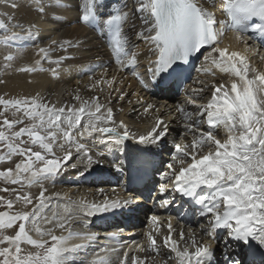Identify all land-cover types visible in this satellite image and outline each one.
<instances>
[{"label":"snow or ice","instance_id":"obj_1","mask_svg":"<svg viewBox=\"0 0 264 264\" xmlns=\"http://www.w3.org/2000/svg\"><path fill=\"white\" fill-rule=\"evenodd\" d=\"M36 2L40 13L47 7L54 11L62 7L46 4L44 0ZM137 5L135 12L140 15L142 30L136 35L152 46L156 56L147 68L153 84L179 86L180 64H187L192 54L200 53L201 49L207 50L204 59L211 67L198 71L211 73L215 68L233 77L230 86L210 85L211 96L205 104H197L189 95L186 103L195 105V111L184 106L176 109L191 139L174 145L171 159L160 173L164 182L159 184V192L162 196L168 193V197L159 204L170 205L172 194L179 193L200 206V216L207 219L203 232L208 239L180 231L176 240L169 220L168 234L162 238V244L173 254L169 259H174L176 264H213L215 234L226 230L228 238L236 244L251 246L254 242L260 264H264V71L252 67L241 52L219 46L227 32L235 33L236 39L244 43L250 29L264 35V0H221L223 19L203 7L200 0H137ZM103 6V0H82L80 21L94 29L102 26V34L110 36L115 64L121 71L127 67L133 75H138L135 46L125 32L130 13L116 8L102 16L98 9ZM11 7L18 5L12 2ZM13 19L11 14L0 13V30L11 32ZM18 39L19 34L12 32L4 36L3 43L7 45ZM66 45L70 46L69 42L60 47L67 51ZM50 51L39 49L45 60H49ZM65 59L62 56L50 61L56 65L49 69L54 76ZM5 60L11 61L13 57L8 55ZM37 70L45 69H20L29 73ZM139 79L147 89L149 81L142 76ZM114 83L116 77L112 76L96 81L91 87L107 84L111 88ZM199 91L203 92L204 88ZM124 95L127 93L117 99L123 100ZM99 100L98 96L85 98L77 93L71 104L57 106L39 93L8 99L0 96V165H11L0 168V182L5 185L0 187V209H3L0 210V264H77V256L99 234L74 231L71 221L131 202L111 200L104 189H99L101 202L84 197L78 201L65 198L62 209L57 211L52 207L53 197L46 196L44 183L54 182L66 166L76 168L79 162L87 170L88 166L101 162L97 157L104 152L93 151L97 142L120 150L129 140L152 144L167 136L168 127L162 117L156 119L146 135L135 136L123 120L114 118L113 108ZM153 108L154 105L148 104L145 110ZM124 164V160H119L116 166L123 171ZM34 186L40 188L38 196L30 191ZM54 196L60 198L59 193ZM151 220L156 222L158 218L152 216ZM81 222L87 227L86 222ZM109 236L116 238L115 233ZM147 239L149 249L158 252L156 235L148 232ZM233 251V246L225 242L222 250L225 264H242L238 256L231 254ZM256 254L253 251V257ZM146 260L140 262L135 256L129 259L125 251L120 264H146ZM90 264H111V261L97 255ZM251 264H256L254 258Z\"/></svg>","mask_w":264,"mask_h":264},{"label":"bare ground","instance_id":"obj_2","mask_svg":"<svg viewBox=\"0 0 264 264\" xmlns=\"http://www.w3.org/2000/svg\"><path fill=\"white\" fill-rule=\"evenodd\" d=\"M12 2H15L18 7L12 8ZM118 2L121 8L130 13L128 23L125 25V32L131 44L135 46L134 50L137 49V64L142 66L152 57V46L139 39L136 35L142 30V21L140 15L134 12L131 4L132 0H118ZM44 3L62 5V7H58V10L55 11L47 7L44 13H40L36 10L38 7L36 0H0V13H8L14 17L10 24L11 32L4 33L0 30V96L8 99L34 96L39 93L41 97L55 102L57 106L66 102L71 104L74 94L77 93L85 98L98 96L100 97L99 102L107 107H112L114 118L117 121L123 120L135 136L146 135L151 131L158 117H162L168 127L167 136L160 142L152 144H139L137 141L132 140L131 144L124 145L122 149L117 150L115 146L109 145L105 147L104 144L97 142L93 146L94 153L104 152L103 156L97 157L101 161L99 164L90 165L87 170L79 162L76 168L66 166L63 172L55 178L54 182L46 181L44 183V187L47 188L46 196L53 197L52 207L57 211L62 209L65 198L78 201L84 197L89 201L101 202L103 196L99 193V189H104V194L111 200L131 201L129 204H121L118 209L97 213L90 218H74L71 221V227L74 231L99 234L98 239L91 242L89 247L77 256V264H90L91 261L97 258V255L106 257L111 261V264H120L125 251L128 252L129 259L135 256L139 258L140 262H145V258H147L146 264H165V261L167 264H176L174 259H169V256L173 255L170 249L162 244V238L168 234L167 225L169 220L172 224L173 238L176 240H179L178 233L180 231H183L186 235L191 232L198 239L207 240L208 237L203 232V228L207 227V222L202 226L197 225L196 230L191 231L188 224H191L192 220L190 222L176 223L173 212H164L162 207L154 210L150 209V207L141 206V201L138 200V193L133 188L139 186V192L142 194L149 192L150 182H147V172L143 171L144 166L137 163V160H142L144 164L154 159L156 161L160 159L161 161L162 159L155 155V148L162 147L166 150L162 162V166H164L171 159V154L173 153V150L168 148L170 139H181L184 143L190 141L188 137L184 136L180 117L170 112L171 107L176 105L178 99L175 100L173 95L170 94V90L165 91L161 88L157 94L146 95L141 89H137V83L133 77L128 75L126 78L129 81L131 80L133 86H137L135 93L137 94L140 91V98L145 94V102L139 103L135 98H131L124 100L121 105L118 103L112 105L113 102L109 104L113 96L107 86L99 84L96 88H92L91 85L98 80L105 79L107 74L115 76L116 79L119 76L125 77L124 70L121 71L113 62V52L109 43L110 36L89 30L87 25L80 21L81 12L79 5L82 0H44ZM200 3L209 11L215 12L218 18L224 17L220 9L221 0H200ZM111 10V5L98 9L102 16L107 12H112ZM17 24L20 27H15ZM100 30L102 31V26ZM12 32L18 33L20 39L11 43H20L23 47L12 49L3 43L4 36L11 35ZM54 40L57 41L55 45L52 44ZM65 41L70 44V46L66 45L67 51L60 47ZM23 42H28L31 47L28 48ZM247 45L249 47L248 50L245 45L241 46L231 38L225 41V45L222 48L226 47L230 52L233 51V48L234 50L239 49V52L247 56L252 67L264 71V59L260 58V54L250 47L249 41ZM40 48L51 50L49 60H45L39 53ZM244 49L246 50L244 51ZM8 55H11L13 60L6 61L5 57ZM62 56L66 57V59L58 68V75L54 76L49 69L56 67V65L50 61ZM202 60L199 64L201 65L200 69L211 67L208 61ZM37 61H40L39 65H37ZM96 66L100 70L98 73L93 71ZM24 67L43 68L45 71L37 70L31 73L20 71ZM142 77L144 80L147 79L145 73ZM213 78L216 79L213 80ZM197 79L201 81L199 86L193 85V88L196 86L193 92V99L196 100L197 104H205L208 102L205 99L206 96H211L210 85L223 83L225 86H229L233 77L213 68L211 73L198 71ZM227 81L229 83H226ZM202 87L204 91L200 92L199 90ZM120 88L121 85L118 89ZM148 104L154 105V108L146 111L145 108ZM94 135L98 136V134ZM137 146L145 147L146 151L149 152H146V156L143 159L133 160L131 159L133 154L130 151H134ZM121 153L123 154L122 156L120 155ZM73 159H76L75 154ZM119 160L125 161L123 171L116 166ZM68 163L71 164L72 161ZM8 166L11 165H0V168ZM123 177L126 184L120 188L119 181ZM132 177H134V180ZM100 179L101 181H99ZM4 186L0 182V187ZM124 189H127L129 193L125 194ZM30 191L33 196H38L40 188L34 186ZM56 193L60 194L59 199L55 198L54 194ZM4 195L10 194L5 193ZM145 211L152 212L154 216L158 217V221L149 222V227L146 226V218L143 217L146 215ZM169 214L172 216H166ZM163 220H166L165 223ZM81 221L86 222L87 227ZM145 226L146 228H144ZM148 232H153L156 235L158 252H153L149 249ZM9 233H11V230H9ZM111 233L116 234L115 239L109 236ZM102 248L107 249V251L100 252ZM213 249H216L214 252V264H225L222 259V250L224 248L213 243ZM233 249L236 250V247H233ZM248 264H251V262ZM256 264H260V262H256Z\"/></svg>","mask_w":264,"mask_h":264},{"label":"rangeland","instance_id":"obj_3","mask_svg":"<svg viewBox=\"0 0 264 264\" xmlns=\"http://www.w3.org/2000/svg\"><path fill=\"white\" fill-rule=\"evenodd\" d=\"M2 9V7H1ZM246 49H244L245 51ZM112 75L110 74H107V76L105 77V79L107 78H111ZM216 79V78H213V80ZM107 86V84H105ZM121 85V88H119V86ZM107 89L110 91V93H112V96H113V99L112 101L109 102V104H111L113 102L112 105H114L115 103H118L119 105H121L123 103L124 100H127V99H131V98H135V100H138L139 103H144L146 100V97H139V95L141 94L140 91L136 94V87L133 86L131 84V80L129 81L128 78L126 77H122V76H119L117 79H116V83H114L111 88H109L107 86ZM118 89V91H117ZM124 93H127V95H124V99L123 100H118L117 97L120 96L121 94H124ZM135 93V95H134ZM115 101V102H114ZM163 110V108H162ZM161 110V111H162ZM171 112V111H170Z\"/></svg>","mask_w":264,"mask_h":264}]
</instances>
